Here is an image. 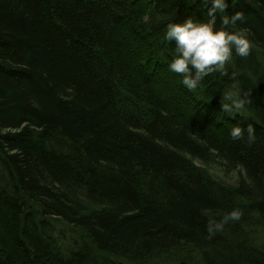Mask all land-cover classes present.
Masks as SVG:
<instances>
[{
    "label": "trees",
    "instance_id": "1",
    "mask_svg": "<svg viewBox=\"0 0 264 264\" xmlns=\"http://www.w3.org/2000/svg\"><path fill=\"white\" fill-rule=\"evenodd\" d=\"M226 3L250 55L192 91L167 24L212 0H0V264H264V0Z\"/></svg>",
    "mask_w": 264,
    "mask_h": 264
},
{
    "label": "clouds",
    "instance_id": "2",
    "mask_svg": "<svg viewBox=\"0 0 264 264\" xmlns=\"http://www.w3.org/2000/svg\"><path fill=\"white\" fill-rule=\"evenodd\" d=\"M207 2V0H205ZM228 8L226 0H212L207 12V20L188 18L182 23H168L165 39L175 41V55L170 63V70L182 77V83L189 90H196L204 77L219 72L228 76L226 65L230 62L233 51L240 57H247L251 51L249 34L245 30L232 31L237 22L245 21V13L236 11L225 15ZM220 14V27L217 16ZM226 101V102H225ZM251 104L249 93L243 96L240 91H228L222 95V111L229 115H244L245 106ZM255 129L248 125V140L251 142ZM234 139H242L244 129L240 126L231 130ZM242 212L232 210L220 221L209 217L207 230L210 234L221 232L230 221L241 219Z\"/></svg>",
    "mask_w": 264,
    "mask_h": 264
},
{
    "label": "rangeland",
    "instance_id": "3",
    "mask_svg": "<svg viewBox=\"0 0 264 264\" xmlns=\"http://www.w3.org/2000/svg\"><path fill=\"white\" fill-rule=\"evenodd\" d=\"M198 162L200 163V161ZM207 170H209L215 178L228 184L236 183L237 179L242 177L244 173L241 168L228 170L223 165H219L217 163L208 164Z\"/></svg>",
    "mask_w": 264,
    "mask_h": 264
}]
</instances>
